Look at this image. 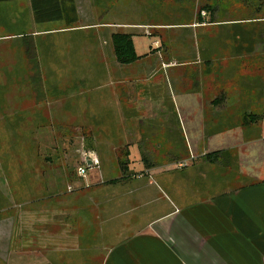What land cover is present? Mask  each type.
I'll list each match as a JSON object with an SVG mask.
<instances>
[{
  "label": "crops",
  "instance_id": "1",
  "mask_svg": "<svg viewBox=\"0 0 264 264\" xmlns=\"http://www.w3.org/2000/svg\"><path fill=\"white\" fill-rule=\"evenodd\" d=\"M109 1L74 0L73 26L7 2L0 44L21 43L0 50L3 86L27 94L0 114L16 156L0 159V264H94L78 254L95 250L101 264H264V0H185L189 15L180 3L167 24L111 21L124 0ZM116 33L149 35L153 49L122 65ZM30 104L36 124L17 133ZM81 137L99 161L85 178ZM67 158L77 170L63 194Z\"/></svg>",
  "mask_w": 264,
  "mask_h": 264
},
{
  "label": "rangeland",
  "instance_id": "2",
  "mask_svg": "<svg viewBox=\"0 0 264 264\" xmlns=\"http://www.w3.org/2000/svg\"><path fill=\"white\" fill-rule=\"evenodd\" d=\"M111 1V0H110ZM110 1L108 2V4H111ZM185 2V0H124L123 1V5L122 3L116 4L113 7V10L116 11H125V13H115V14H111L109 15V20H122L124 22H140V21H154L156 23H163V24H167V23H171V22H179L178 19L176 17H172L168 14L172 13V11L174 9H177L180 3ZM75 3V2H74ZM191 3L187 1L185 3V5L182 3L181 9L186 10V15H189L190 10H191ZM99 2L96 3V8L98 10H103L107 8L106 3L104 2L103 4L101 3L100 5ZM195 4V3H193ZM197 5H199V0H197ZM11 5L8 3H4L2 5H0V38L1 39H5L4 36L8 35V31L9 28L7 27V13L13 9L12 7H10ZM77 7V5H76ZM85 10H87L84 7ZM79 10H82V8H79ZM77 11H78V7H77ZM86 12V11H84ZM186 15L184 17L181 18V20H186ZM20 30V25H15L14 28L11 30L12 32H18ZM117 30V29H116ZM125 31V30H124ZM153 38L149 35H133L132 36V40L134 42L135 45V51L136 54L138 56H141L143 52H150V50H152L153 48L151 47V40ZM7 40V39H6ZM1 41V40H0ZM193 41H191L192 43ZM11 44V45H8ZM19 43H21L20 40H13V41H3L0 44V50H3L2 53H6L7 50L11 47V46H16ZM16 56V55H15ZM19 56H17L16 58H18ZM5 76L6 73L4 71H0V114H5L7 113L8 108H10V110H14L16 107H19L20 105L16 106V102L20 104V101H22V97L23 95L27 94L26 93V89H24L22 86H16V87H6L3 86L5 84ZM11 96L12 100L15 101L13 103V105L10 103L11 106L7 105V97ZM30 108V120H24L22 122L21 127L18 129L17 133H21V130L26 126V125H30L31 128L35 126L36 124V120H34V117L32 115V109H33V105L30 104L29 106ZM2 121L0 120V123ZM49 121H46V123H48ZM47 125V124H46ZM52 128H54V126H51ZM55 129V128H54ZM4 131V130H1ZM63 131V130H61ZM68 131V130H67ZM5 137H2L1 141H3L5 143ZM80 149L77 151V154L80 156V158L83 161V156H82V152H86V150H84L83 146L85 145V137H81L80 139ZM86 149V147H85ZM7 151H5L4 146L2 147L0 145V159H2L1 155L3 156L2 153H7ZM88 153H93L95 155L94 152L89 151ZM5 159L7 157H12L13 159L10 160H15L16 156L13 154H6L5 156H3ZM97 158V157H95ZM98 166L94 167V168H98L99 167V161L97 160ZM76 164L72 163L69 161V159L67 158V162L65 163V168L61 169L63 175L61 178L62 184L60 186V192L61 193H67L68 190V186L70 184L69 183V179L68 176L73 177L74 172H76V168H75ZM80 168V167H79ZM78 168V169H79ZM134 167H133V171H134ZM128 173L127 175H130L129 172V168L127 167ZM237 170V169H236ZM235 169H232V172H234ZM231 173V171H230ZM18 176H20V173L18 174ZM4 178H6V176H4ZM64 182V183H63ZM106 227H95V229L93 230V237L95 239L100 240L102 237H104V230ZM71 230V231H70ZM63 244L64 243H71L75 237H76V233L75 231H72V227L70 229V227H63ZM70 245V244H69ZM69 245L66 246V249H69ZM79 252V250H77ZM77 252V254H78ZM97 250H95V255L92 258H86V256L84 254H78V256H84V257H80V260H84L85 259H92L94 261V264H101L102 262V257H101V253H104L103 251H101V253H98ZM97 255V256H96Z\"/></svg>",
  "mask_w": 264,
  "mask_h": 264
},
{
  "label": "trees",
  "instance_id": "3",
  "mask_svg": "<svg viewBox=\"0 0 264 264\" xmlns=\"http://www.w3.org/2000/svg\"><path fill=\"white\" fill-rule=\"evenodd\" d=\"M17 0H0V3L14 2ZM34 20L37 24L50 22H64L66 26H73L78 21V11L74 0H30ZM112 45L117 61L122 65H131L137 62L141 56L135 51L132 35L116 33L112 36ZM85 148V147H83ZM89 152V151H88ZM218 153L205 155V158L213 159ZM123 171L127 167L122 168ZM264 184V180L261 182Z\"/></svg>",
  "mask_w": 264,
  "mask_h": 264
},
{
  "label": "built area",
  "instance_id": "4",
  "mask_svg": "<svg viewBox=\"0 0 264 264\" xmlns=\"http://www.w3.org/2000/svg\"><path fill=\"white\" fill-rule=\"evenodd\" d=\"M203 15H206V12H202ZM82 156H83V163H84V167H80L78 169V175L82 178H85L86 177V173H87V170L93 168V167H96L98 166V163H97V158H95L96 156L93 154V153H88V151L86 152H82Z\"/></svg>",
  "mask_w": 264,
  "mask_h": 264
}]
</instances>
